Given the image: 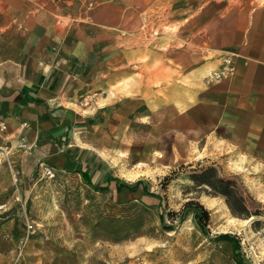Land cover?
I'll list each match as a JSON object with an SVG mask.
<instances>
[{
    "label": "rangeland",
    "instance_id": "374dc122",
    "mask_svg": "<svg viewBox=\"0 0 264 264\" xmlns=\"http://www.w3.org/2000/svg\"><path fill=\"white\" fill-rule=\"evenodd\" d=\"M158 36L156 28L145 34L140 57L137 37L130 49L119 40L102 51L112 65L101 66L96 93L112 100L103 156L115 177L141 180L146 192L122 197L77 171L25 163L19 146L2 147L0 264H234L232 243L216 238L221 233L238 239L244 261L264 264V193L251 192L216 145H203L196 114L187 128V106L201 102L186 96L199 84L169 60L168 44L157 79ZM189 199L209 210L204 229L190 210L167 214Z\"/></svg>",
    "mask_w": 264,
    "mask_h": 264
},
{
    "label": "crops",
    "instance_id": "0c3cea01",
    "mask_svg": "<svg viewBox=\"0 0 264 264\" xmlns=\"http://www.w3.org/2000/svg\"><path fill=\"white\" fill-rule=\"evenodd\" d=\"M154 28L157 79L162 46L168 44L169 60L199 84L186 96L201 102L200 109L187 106V128L196 114L203 145H216L249 190L264 193V1L259 0H0V160L2 147L19 146L25 163L77 171L102 188L132 185L116 182L103 156L113 109L109 95L96 93L101 66L112 63L99 56L119 40L130 49L137 37L140 57V41ZM225 57H231L232 71L205 78L221 69ZM116 192L133 193L126 187Z\"/></svg>",
    "mask_w": 264,
    "mask_h": 264
},
{
    "label": "trees",
    "instance_id": "16d2710c",
    "mask_svg": "<svg viewBox=\"0 0 264 264\" xmlns=\"http://www.w3.org/2000/svg\"><path fill=\"white\" fill-rule=\"evenodd\" d=\"M185 165H181V167H184ZM174 171V170H173ZM170 177L167 176L165 177V180L169 181ZM114 180L116 182H118V178L114 177ZM87 182H90L89 179H86ZM121 187H126L128 188V190L130 192H135L138 189H141V191H145L146 192V186L143 184V182L141 180H137L135 183H133L132 185L129 184H119L116 187L117 191H120ZM99 189H102V186H98ZM161 201H159V205L161 206ZM192 211L193 213V218L195 223L197 224V226H199L200 228L204 229L208 224H209V210L204 207V205L202 203H200L199 201H196L194 199H189L187 200L182 209L180 211H174L172 209L167 211V214L171 217V219H173L177 214H180L181 217H183L184 213L186 211ZM163 213L160 212V216L162 217ZM255 222V221H254ZM217 239H222V240H227L229 242L232 243V248H233V255H234V264H250L246 261H244L242 259V257L239 254V241L238 239H236L235 237H233L232 235L228 234V233H221L219 235L216 236Z\"/></svg>",
    "mask_w": 264,
    "mask_h": 264
},
{
    "label": "built area",
    "instance_id": "2783aa9c",
    "mask_svg": "<svg viewBox=\"0 0 264 264\" xmlns=\"http://www.w3.org/2000/svg\"><path fill=\"white\" fill-rule=\"evenodd\" d=\"M233 69V64H232V60H231V57H225L223 59V64H222V67L221 69L219 70V72L216 74V76L219 74H225V73H228V72H231ZM0 128H4V125L2 123H0Z\"/></svg>",
    "mask_w": 264,
    "mask_h": 264
}]
</instances>
